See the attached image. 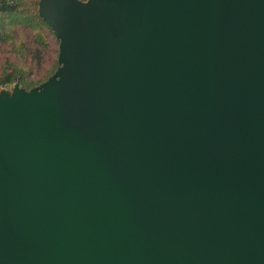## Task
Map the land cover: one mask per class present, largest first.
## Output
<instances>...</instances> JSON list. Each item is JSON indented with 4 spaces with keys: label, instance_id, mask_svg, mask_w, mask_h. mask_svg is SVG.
I'll return each instance as SVG.
<instances>
[{
    "label": "water",
    "instance_id": "water-1",
    "mask_svg": "<svg viewBox=\"0 0 264 264\" xmlns=\"http://www.w3.org/2000/svg\"><path fill=\"white\" fill-rule=\"evenodd\" d=\"M13 1V0H9ZM39 0L58 67L0 94V264H264V0Z\"/></svg>",
    "mask_w": 264,
    "mask_h": 264
},
{
    "label": "rangeland",
    "instance_id": "rangeland-1",
    "mask_svg": "<svg viewBox=\"0 0 264 264\" xmlns=\"http://www.w3.org/2000/svg\"><path fill=\"white\" fill-rule=\"evenodd\" d=\"M2 1H5L6 3L9 4L18 3V0H13V1L0 0V2ZM25 1L28 4L31 5L34 4V6L36 5L38 11L39 0H25ZM107 1H114L120 13V18L113 24L112 33L116 37L122 36L121 34H123V36L125 37L126 36L125 28L128 26V20H126L128 18L127 13H129L132 10L133 3L130 2L131 0H107ZM19 29L20 26L17 27L9 26V25L6 26L5 21L4 23H0V74L6 68L8 69V71H11L12 70L11 65L17 64L19 67L23 69V75L28 79V81H34L35 83L40 82L46 78L45 71L49 67H51L53 65L54 60L58 58V45L55 44V41L53 39L51 38L47 39V43L49 44L50 49L44 51L42 50L41 60L37 59L34 56V54L29 51L28 49L29 47H26L23 56L21 57L22 60L18 62V60H20L19 54L21 53L19 47L20 43L12 42L11 40H9L8 36L14 35ZM21 34L24 36L23 38L24 45L26 46L33 45V41L31 38V31L29 29L22 30ZM57 67H58V62H57ZM55 71L56 70H54V73ZM52 75H50L49 77H51ZM16 83L19 82L15 81L13 83L5 84V85L0 84V94L3 92L11 94L13 87ZM19 85L21 86L20 83ZM39 85H36L33 88L39 87Z\"/></svg>",
    "mask_w": 264,
    "mask_h": 264
},
{
    "label": "trees",
    "instance_id": "trees-1",
    "mask_svg": "<svg viewBox=\"0 0 264 264\" xmlns=\"http://www.w3.org/2000/svg\"><path fill=\"white\" fill-rule=\"evenodd\" d=\"M84 1V0H81ZM6 23V26H20V29L12 36H8L9 40L14 43H20V62L22 60L23 53L26 47H29V51L34 54V56L41 60L42 50L50 49L47 39L51 38L58 45L51 29L48 25L39 17L37 7L28 4L25 0H18V3L9 4L5 1L0 2V23ZM24 29H29L31 31V38L33 45H24V36L21 31ZM4 30V29H3ZM57 52V51H56ZM11 71L4 69L0 74V84H10L18 81L25 90H30L36 85L41 84L46 81V79L54 73L57 68V59L54 60L53 65L45 71L46 78L40 82L35 83L34 81H28V79L23 75V69L17 64L11 65Z\"/></svg>",
    "mask_w": 264,
    "mask_h": 264
}]
</instances>
